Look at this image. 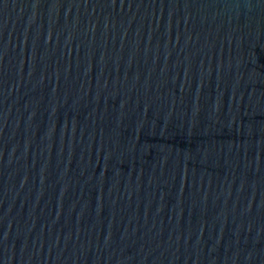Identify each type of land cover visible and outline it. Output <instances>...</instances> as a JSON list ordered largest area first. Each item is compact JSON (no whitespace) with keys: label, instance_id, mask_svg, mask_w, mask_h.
Here are the masks:
<instances>
[{"label":"water","instance_id":"obj_1","mask_svg":"<svg viewBox=\"0 0 264 264\" xmlns=\"http://www.w3.org/2000/svg\"><path fill=\"white\" fill-rule=\"evenodd\" d=\"M0 264H264V0H0Z\"/></svg>","mask_w":264,"mask_h":264}]
</instances>
